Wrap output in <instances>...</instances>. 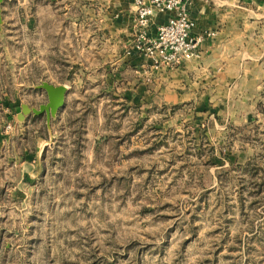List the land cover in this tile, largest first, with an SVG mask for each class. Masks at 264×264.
Returning <instances> with one entry per match:
<instances>
[{
    "label": "rangeland",
    "instance_id": "374dc122",
    "mask_svg": "<svg viewBox=\"0 0 264 264\" xmlns=\"http://www.w3.org/2000/svg\"><path fill=\"white\" fill-rule=\"evenodd\" d=\"M85 1L1 4L0 264H264V85L133 104L105 66L73 73L49 15L104 10ZM42 82L67 87L51 138L16 119Z\"/></svg>",
    "mask_w": 264,
    "mask_h": 264
},
{
    "label": "crops",
    "instance_id": "0c3cea01",
    "mask_svg": "<svg viewBox=\"0 0 264 264\" xmlns=\"http://www.w3.org/2000/svg\"><path fill=\"white\" fill-rule=\"evenodd\" d=\"M102 1L103 11L84 10L80 18L67 16V9L54 10L49 15L57 17V35L64 38L61 42L65 50L73 52L69 58L74 74L86 62L95 73L105 66L106 74L109 70L124 81L122 88L117 89L121 93L118 96L137 105L147 99L154 104L181 105L195 97L224 96L225 91L252 96V92L255 95L263 88L264 0H183L184 10L195 23L192 36H212H205L199 57H186L177 68L157 67L134 49L135 0ZM167 17L153 14L149 37L155 36L157 26L165 23ZM45 58L49 67L59 65H53L55 59L50 54ZM146 78L151 85L147 86Z\"/></svg>",
    "mask_w": 264,
    "mask_h": 264
},
{
    "label": "built area",
    "instance_id": "2783aa9c",
    "mask_svg": "<svg viewBox=\"0 0 264 264\" xmlns=\"http://www.w3.org/2000/svg\"><path fill=\"white\" fill-rule=\"evenodd\" d=\"M134 49L151 59L155 66L177 68L189 56L199 57V47L205 36H192L195 23L183 7V0H135ZM168 15L165 23L157 26L154 37L148 36L153 14Z\"/></svg>",
    "mask_w": 264,
    "mask_h": 264
},
{
    "label": "water",
    "instance_id": "95a60500",
    "mask_svg": "<svg viewBox=\"0 0 264 264\" xmlns=\"http://www.w3.org/2000/svg\"><path fill=\"white\" fill-rule=\"evenodd\" d=\"M4 0H0V33L2 32V17H1V4ZM36 89L43 90L46 94L47 102L45 104L39 105L38 109H33L28 106L23 105L21 108V113L17 114L16 119L23 120L29 114L35 117L44 116L45 125L49 137L51 136V121L54 120L58 114V111L64 106L65 96L67 93V87L64 85L54 86L47 82H42L40 85L35 87ZM51 138V137H50ZM42 148H44L42 146ZM41 148L38 153H41Z\"/></svg>",
    "mask_w": 264,
    "mask_h": 264
}]
</instances>
